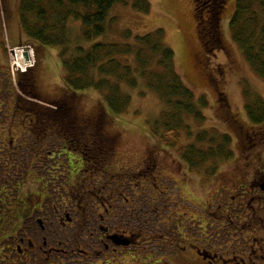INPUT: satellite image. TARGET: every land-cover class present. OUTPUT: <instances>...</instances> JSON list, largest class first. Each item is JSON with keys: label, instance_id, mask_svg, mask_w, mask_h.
Here are the masks:
<instances>
[{"label": "flooded vegetation", "instance_id": "obj_1", "mask_svg": "<svg viewBox=\"0 0 264 264\" xmlns=\"http://www.w3.org/2000/svg\"><path fill=\"white\" fill-rule=\"evenodd\" d=\"M18 1L15 0L16 9ZM215 2L209 0V8H214ZM4 53L2 39V60ZM3 79L0 66V82ZM2 96L0 103L4 102ZM7 118L0 115V264H123L127 261L125 251L134 263L137 259L131 257L146 248L163 257L157 261L147 258L149 264H174V258L182 254L194 264H264V163L259 156L246 159L244 169L248 176L243 183L231 191L218 188L211 196V203L205 205L206 225L198 227L197 233L198 222L185 218L182 222L177 213L181 206L176 182L170 185L164 179L156 184L158 178L154 174L159 171L155 164H149L148 157L135 169L114 172L111 161L117 137L102 131L96 139L92 135L81 138V130L96 123L93 117ZM20 123L22 128L33 129L35 137L53 141L47 144L57 143L56 151H45L47 159L52 161L54 154L63 157L68 164V181L62 178L58 183L60 178L48 173L51 178L43 180V192L24 191L18 168L26 148L18 143L20 137L11 136L10 130ZM7 135L9 145H5ZM37 144L32 141L29 150L40 158L50 147ZM82 155H88V159ZM195 159L194 163L184 161V176L201 166ZM180 164L176 165L181 174ZM54 167L51 171L57 173L59 170ZM208 175L216 176L217 172L212 168ZM69 178L78 179L72 188ZM151 223L157 227L156 238L148 228Z\"/></svg>", "mask_w": 264, "mask_h": 264}, {"label": "rangeland", "instance_id": "obj_2", "mask_svg": "<svg viewBox=\"0 0 264 264\" xmlns=\"http://www.w3.org/2000/svg\"><path fill=\"white\" fill-rule=\"evenodd\" d=\"M135 1L128 0L127 6L115 5L105 21V34L91 43L83 41L79 23L71 19L66 21L65 38L69 40L70 50L68 59L76 55L75 48L79 46L89 48L92 43H124L121 34L125 31H130L132 37H137L150 34L156 30H162L167 46L174 53L176 69L183 82L192 90L197 100L207 102V106L201 110L204 117L203 122L196 123L190 119L186 120L185 128L187 127V129L180 130L176 147H168L165 145V141L156 140L150 130L153 123L160 120L161 103L155 93L149 92L142 85L137 89L128 90L131 103L128 110L121 116L108 117V115H103L102 98L93 91H85L71 98L67 97L68 101H65L64 104L70 105L71 103L72 108L68 110L70 113L64 109L63 114L65 115L60 116L70 119L81 117L82 119L103 115V119L95 118L96 123L87 130H81V138L92 135L96 139L102 131L117 137V142L115 139V156L111 161L114 172H121L124 171L122 169L128 168L135 169L139 167L144 157H148L149 164H155V170L159 171L158 175L154 174L159 179H156V184H160V180L164 179L170 181V185L176 182L178 202L181 206L177 213L182 222H184V218L186 220L195 219L198 222V225H195L198 233V227H205L207 222L205 205L211 203V196L216 190L224 187L231 191L235 185H240L246 180L248 174H246L244 164L247 163V158L259 156L260 162L264 163V133L258 137L259 140L253 137L250 131L251 126L248 124L244 111L246 104L245 90L249 92L248 98L259 96L264 101V80L254 74L240 49L231 41L228 26L234 13L235 0H217L214 8H209L207 4L209 0H146L149 5L146 14L133 9ZM14 4L15 0H0V40L3 39L5 45V57L3 60L0 57V66L4 74V79L0 82V98L1 95L4 97V102L0 103V115L7 116V120L22 116L23 112L21 113L18 108L20 101H17V99L24 95L20 89L24 87L18 84V80L24 78V75H28V73L30 74L29 78L33 81V92L35 93V96L28 100L30 102L34 101L36 111L45 112L48 106H51V104L55 106L66 97L64 91L66 72L60 61V49L56 47H38L28 42L29 39L21 34L17 21L16 5L14 6ZM195 8H197V12L194 11ZM211 11L212 14H209ZM195 15L198 20L202 17L200 18L202 21H207L211 17L213 19L216 15L218 17L221 48L209 57L203 56L196 30ZM20 49L25 53L28 52V54L24 55L25 53L19 52ZM17 54L19 55L16 59ZM26 57H29V62L34 59L32 65H29ZM21 60L29 65V68H26L25 71L17 70L23 69V66L26 65L24 63L19 66L16 63ZM202 62L203 64L204 62L207 63L203 65ZM211 78L215 80L213 82L216 84V89L213 88ZM24 93H26V90ZM219 99H224L228 108H219L217 105ZM69 100H73V102H69ZM67 105L65 106L66 109ZM198 107L201 106L198 105ZM226 113L235 116L232 119L237 122V127L241 128L238 129V131H241L238 134L239 136L233 135V131L237 130L235 128L232 130L226 123ZM63 123L66 124V122ZM18 125L14 124V128L10 130L13 131L11 136L20 137L18 143L26 148L23 150L25 153L23 154L24 160L21 161L20 164L22 165L18 168L24 180L23 185H25L24 191L26 193L43 192L44 186L42 184H45L43 180L51 178L52 173H54V177L57 175L56 177L60 178L58 183L62 178L66 179V176H70L67 173L68 164L62 156L57 157V154H54L52 161L47 159L49 155L45 151H56L54 148H56L57 143H54V145L53 143L52 145L47 144V142L53 141L37 138L33 133V129L22 128L21 123ZM68 126L70 127V124ZM16 129L19 130L15 132ZM254 130L264 132V124L261 127H254ZM70 131H73V129ZM222 135H230L232 138V159L225 160L220 157L208 159L201 166L187 171L184 176L183 169L185 172L186 166L183 165L185 160L181 158L180 154L189 151L187 147L190 145H195L203 149L204 152L210 148L215 152L216 138ZM198 136H206V142L203 144L196 142ZM9 137V135L6 136L5 145H9ZM167 139L169 140L170 137ZM212 139L215 141L209 145L208 143ZM32 141L36 144L39 143L37 146L50 148L44 150V153L40 154V158H36L35 155L32 156L31 150H29L30 147H33L31 146ZM54 141H58V139ZM253 144H256V147H253ZM61 145L59 144V146ZM249 147L252 148L248 150ZM82 156V158L88 159V155ZM179 162H181V174L178 172V166L176 165ZM52 163H55V165H52ZM61 165H63L62 168ZM51 167L57 168L59 171L57 173L52 172ZM212 168L217 172L216 176L208 175ZM48 173H51V176ZM242 175H244V179ZM88 177L90 178V176ZM241 179L243 181L238 182ZM66 180L68 181V179ZM70 180L68 183L72 188L78 179L73 178ZM223 184L226 186H223ZM10 190V188H7V191ZM131 190H134V188ZM148 228L152 236H157L158 230H156L157 227L154 228V224L151 223ZM184 234L182 232V235ZM85 236L87 239L90 237L87 233ZM127 256L128 253L125 251L124 258H127V261H123V264H149L147 258L149 260L153 259V261L163 258L160 253L153 254V251L150 252L147 248L146 251L142 249L134 257H131L137 259L134 263ZM173 263L194 264L190 261V257L189 262H187L184 254H182V257H175Z\"/></svg>", "mask_w": 264, "mask_h": 264}, {"label": "trees", "instance_id": "obj_3", "mask_svg": "<svg viewBox=\"0 0 264 264\" xmlns=\"http://www.w3.org/2000/svg\"><path fill=\"white\" fill-rule=\"evenodd\" d=\"M127 1H18L16 13L21 34L29 39L28 42L38 47L59 48L60 61L66 72L65 99L55 106L51 104L45 112L36 111L34 101L28 100L35 96L30 74L18 80V84L24 87L20 88L24 95L17 99L20 101L18 108L21 113L23 112L22 116L65 115L64 109L70 113L68 110L72 108L71 103L64 104L67 99L85 91H93L100 95L103 115L121 116L131 103L128 90L137 89L142 85L149 92L155 93L161 103L160 120L155 121L150 130L156 140L165 141L168 147H176L179 132L185 128L186 120L203 122L201 110L207 106V102L197 100L192 90L183 82L176 69L174 53L167 46L162 30L137 37H132L130 31H125L121 34L124 43H92L89 48L79 46L75 48L76 55L68 59L70 50L69 40L65 38L66 21L71 19L79 23L83 41L91 43L105 34L104 24L111 9L119 4L127 6ZM133 9L146 14L149 9L148 2L136 0ZM194 11L197 12L196 9ZM195 22L203 56L209 57L221 48L218 17L216 15L213 19L211 17L207 21H199L195 15ZM228 27L233 44L240 49L254 74L264 80V0H235L234 13ZM213 81L215 80L211 78L213 88L216 89ZM25 90L28 95L24 93ZM248 95V90H245L244 111L253 137L259 140L258 137L264 132L254 130V127H261L264 124V101L259 96L248 98ZM217 105L219 108H228L224 99H219ZM103 115L92 117L103 119ZM225 115L228 126L232 130L233 128L237 130L233 131V135L240 134L241 131L238 129L241 128H238L237 122L232 119L235 116L229 113ZM205 139L206 136H198L196 142L203 144L206 142ZM216 139L215 152L211 148L204 152L203 149L190 145L187 147L189 151L180 154L181 158L189 163H194L193 158H196L197 165L218 157L231 160L233 157L231 136L222 135ZM214 141L212 139L208 144L211 145Z\"/></svg>", "mask_w": 264, "mask_h": 264}, {"label": "built area", "instance_id": "obj_4", "mask_svg": "<svg viewBox=\"0 0 264 264\" xmlns=\"http://www.w3.org/2000/svg\"><path fill=\"white\" fill-rule=\"evenodd\" d=\"M19 52H21V53H23V54L25 53V52H23V50H21V49L19 50ZM17 53H18V51H17ZM21 53H20V54H21ZM27 54H28V52H26L24 55H27ZM18 55H19V54L16 55V57H15L16 59H17ZM26 60H27V62H29V57H26ZM33 61H34V59H32L31 62H29V65H32V64H33ZM16 63H17L19 66H22V65H23L24 63H26V62L23 61V60H21V61H19V62L17 61ZM29 65H27V63H26V65L23 66V67H24L23 69H17V68H16V69H17V70H20V71H25L26 68H29Z\"/></svg>", "mask_w": 264, "mask_h": 264}]
</instances>
